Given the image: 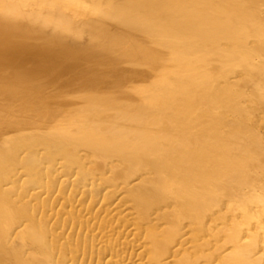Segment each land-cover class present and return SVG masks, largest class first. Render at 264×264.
<instances>
[{
  "label": "bare ground",
  "instance_id": "bare-ground-1",
  "mask_svg": "<svg viewBox=\"0 0 264 264\" xmlns=\"http://www.w3.org/2000/svg\"><path fill=\"white\" fill-rule=\"evenodd\" d=\"M0 264H264V0H0Z\"/></svg>",
  "mask_w": 264,
  "mask_h": 264
}]
</instances>
